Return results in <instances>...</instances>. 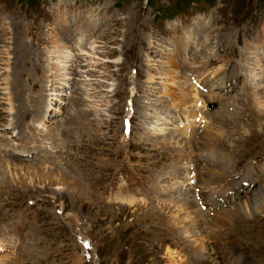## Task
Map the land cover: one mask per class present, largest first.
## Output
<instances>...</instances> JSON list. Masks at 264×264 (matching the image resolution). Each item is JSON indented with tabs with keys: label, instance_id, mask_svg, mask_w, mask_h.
Segmentation results:
<instances>
[{
	"label": "rangeland",
	"instance_id": "obj_1",
	"mask_svg": "<svg viewBox=\"0 0 264 264\" xmlns=\"http://www.w3.org/2000/svg\"><path fill=\"white\" fill-rule=\"evenodd\" d=\"M263 192L264 0H0V264H264Z\"/></svg>",
	"mask_w": 264,
	"mask_h": 264
},
{
	"label": "bare ground",
	"instance_id": "obj_2",
	"mask_svg": "<svg viewBox=\"0 0 264 264\" xmlns=\"http://www.w3.org/2000/svg\"><path fill=\"white\" fill-rule=\"evenodd\" d=\"M60 56V55H59ZM72 63V62H71ZM71 66V65H70ZM70 68H72V67H70ZM5 84V83H4ZM4 89H5V87H4ZM184 97V96H183ZM187 97H188V95H187ZM189 99V98H188ZM212 100V99H211ZM214 100V99H213ZM185 104H187V102L186 101H182V106L183 105H185ZM179 106V105H178ZM192 127V126H191ZM193 130V129H192ZM190 132V131H189ZM191 137V136H190ZM189 137V138H190ZM204 168H206V167H204ZM205 171H206V169H205ZM213 171V170H212ZM208 173H210L211 174V170H210V167H209V169H208ZM214 174H215V177H214V179L212 180L211 178H207L206 176H202V180H204V181H206L205 183V185H213V183H218V180H220V178H223V177H226L225 176V174L224 173H222V172H217V171H215L214 172ZM214 176V175H213ZM223 180V179H222ZM210 189V188H209ZM207 190V189H206ZM206 192V191H205ZM204 198V197H203ZM253 198V197H252ZM261 202H264V192L263 193H261V195H260V197L258 196V200L256 199V198H253V199H251V198H249L248 200H247V203H246V206H245V208L244 207H241L240 209L239 208H237L236 209V211L239 213V215L240 214H242L243 216H245L246 215V212H248V210L246 209V207H247V205H250L251 207L250 208H248V209H250V213H252L254 210L255 211H260L261 210V208H260V205H259V203H261ZM183 205V204H182ZM184 206V205H183ZM235 212V211H234ZM236 212V213H237ZM225 215V214H224ZM237 216V215H236ZM225 219V218H224ZM225 221V220H224ZM214 227V226H213ZM213 227H212V229H213ZM211 230V229H210ZM196 233V232H195ZM210 235V234H209ZM212 236V235H211ZM228 236V235H227ZM205 237V236H204ZM203 237V239H205L206 241H208L209 243H210V245H211V242L208 240L209 238H207V237H205L204 238ZM215 239V238H214ZM204 240V241H205ZM229 240V239H228ZM216 244V243H215ZM4 246H0V249H2ZM202 247V246H201ZM205 247V246H204ZM207 248V247H206ZM209 249H210V253L209 252H207V251H205L206 249H204L203 248V251H202V253L204 254V255H206V256H204V261H206L207 260V264H216V259H215V254H216V251H214V249L212 248V247H209ZM236 250V249H235ZM241 250V249H240ZM212 251V252H211ZM206 252V253H205ZM215 253V254H214ZM219 253V252H218ZM224 253V252H223ZM237 254H238V252H236ZM213 257H212V256ZM220 256V255H219ZM248 259L249 258H247L246 260H245V257L241 260V262L239 263V264H247L246 262H248ZM203 261V260H202ZM204 263V262H203ZM249 264H254V263H249Z\"/></svg>",
	"mask_w": 264,
	"mask_h": 264
}]
</instances>
